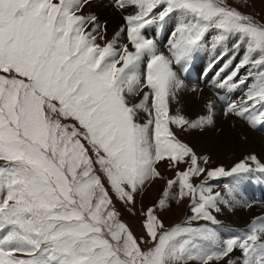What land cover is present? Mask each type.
<instances>
[{
    "label": "snow or ice",
    "instance_id": "6c2138e0",
    "mask_svg": "<svg viewBox=\"0 0 264 264\" xmlns=\"http://www.w3.org/2000/svg\"><path fill=\"white\" fill-rule=\"evenodd\" d=\"M89 2L0 0V264H264V219L222 240L208 226L165 229L150 207L143 226L152 246L142 249L148 241L138 242L119 219L96 168L119 200L134 205L146 184L162 179L159 162L186 164L166 182L158 207L178 184V198L192 199L190 221L215 225L213 211L230 201L193 178L264 174V164L250 155L230 170L201 166L170 125L212 126L213 105L196 120L170 115L169 100L184 87L172 65L190 59L213 29L215 44L243 47L219 87L248 91L225 115L264 125V24L226 0H115L132 14L101 45L104 26L79 14ZM174 14L181 19L165 55L144 30ZM124 31L128 42L118 47Z\"/></svg>",
    "mask_w": 264,
    "mask_h": 264
},
{
    "label": "bare ground",
    "instance_id": "6f19581e",
    "mask_svg": "<svg viewBox=\"0 0 264 264\" xmlns=\"http://www.w3.org/2000/svg\"><path fill=\"white\" fill-rule=\"evenodd\" d=\"M129 12H132V9L129 8L119 11L115 0H90V2L85 5L81 14L86 16L95 15L97 17V20H99V23L104 26L105 30H103V32L106 33L107 37L111 41L116 38L117 32L120 31L119 27H121L124 22V18L122 17L130 14ZM119 14H124V16L121 17ZM180 19L181 17H179L178 14H174L170 19L172 21V24L170 22L168 23V21L166 20L165 24L167 23L172 30L170 31L167 26H164L165 28H163V31L165 33V38L170 39L173 36L172 34L175 31V27L177 26V23ZM151 26L153 27V25ZM116 27L118 30H112V28ZM121 28H123V26ZM150 31L151 28H146L144 30V35L146 38H152L153 35L148 36ZM125 41V36L123 32H121L117 40V46H121ZM208 42V44L203 43L202 45H205V47L207 45L206 51L204 50L202 52L200 50V48L202 47L201 46L199 49H197L196 52L193 53L192 57L188 59L189 61H193V70L196 67L198 73L194 78H192L191 74L189 75V79L191 81H183L184 87L176 93L175 99L169 100V106L175 108L178 105L182 107V110L187 108V112L189 113L188 120L191 121L196 120L201 116L206 117L207 115H209L208 110L205 108H207V105L209 104V102H211L213 104L212 109L214 110V112L212 113L214 124L212 126H207L203 130L187 128L182 129L184 133L183 136L189 142V144H191L193 148L196 147L199 152L201 151L202 153H210L214 158L217 159H223V157L227 153L235 154L238 151L242 153L243 150H245L244 147H246L247 144H250V148H252L254 152L258 153L259 157L261 158L259 160L262 164H264V133H258L254 131L248 125L246 117L237 116L235 113H229L225 115V112L227 111L229 105L223 107V104L219 103H235L237 105H240L241 102L245 99L246 93L248 91L247 87L245 86H240L237 88L219 87L220 81L226 75L230 74L233 68L240 62L241 58L244 55V50H234L232 46H229L228 41L220 44H215V40H211ZM240 51H242L241 57H239ZM217 57L222 58L217 59ZM210 64H212V67L203 74L205 68ZM247 72L248 68H242L240 70V77H245L247 75ZM178 73L177 76L179 75ZM250 82L251 81H249V83ZM194 90H199L200 102L198 100V97L195 96L196 94L192 92ZM253 114L256 115V113ZM145 116L146 115L143 113L140 115V122L144 119ZM217 129L219 135L217 138H214ZM243 134H246L247 136L244 141H242L240 137V135ZM161 182H156L157 188H163L164 182L163 180ZM243 192H247L246 194L251 196V201H244L246 199H249L248 197L243 200V198L241 197L242 195H240L244 194ZM220 193L226 201H230V203H226L225 206L224 204H221L220 208L222 209L227 205L226 210L228 211V214L229 210H233L232 215L226 214L225 219H231L233 217L237 219L236 223L232 224L230 220L227 221L222 219L221 211L217 212V215L215 217L220 222H218V224L221 225H213L212 228L216 232L218 231V235L222 240L235 235H240L241 233L243 234L253 220L264 219V203L256 204L248 187L242 192L239 190L236 191L231 188L227 189L224 187ZM169 201H171V199ZM171 205L172 209L169 210V219H171L170 221L175 220V218L179 216L178 208L173 206V203ZM244 215L248 217V220L242 224ZM238 253L239 251L234 252L232 254V258L237 259L240 256V254L238 255Z\"/></svg>",
    "mask_w": 264,
    "mask_h": 264
},
{
    "label": "rangeland",
    "instance_id": "374dc122",
    "mask_svg": "<svg viewBox=\"0 0 264 264\" xmlns=\"http://www.w3.org/2000/svg\"><path fill=\"white\" fill-rule=\"evenodd\" d=\"M54 2H56V0H54ZM226 2L228 4H230L232 7L236 8L237 10L243 12L244 14L253 16L258 23L264 24V0H226ZM118 10L121 11V9H119V8H118ZM129 13L131 14L132 12H129ZM79 14H81V13H79ZM81 15H83V14H81ZM119 15L121 17L124 16V14H119ZM84 16H86V15H84ZM122 18H124V17H122ZM170 19H171V17L168 18L167 21H168V23L170 22L172 24V21ZM98 22H99V20H98ZM165 22H163V23H159L158 22L156 24H153V27L152 26L151 27L150 26L147 27L148 29L151 28V31H150L148 36L153 35L152 36L153 39L149 38L148 36L147 37H148V39H152V40H154L157 43L158 51H160V52L163 51L165 55H170L169 47H170V42L173 39V36L170 39L165 38L164 37L165 33H164V31H162V37H161V41L160 42H158L156 40L155 36H154V35H156V30L159 27H162V29H163V28H165L164 26H167L170 31L172 30L168 26L167 23L165 24ZM122 26H123V28L127 27L125 20H124ZM121 27H119V29H121ZM115 29H117V27L116 28H112V30H115ZM102 34H103L104 38L102 40H98V42L101 45H103L107 41H110L105 32H103ZM123 34H124L125 39H126V41L123 43V44H125V43L128 42L127 41L126 31H124ZM216 35H217V31L216 30H214V29L210 30L206 34V37H205L203 43L208 44L209 43L208 41L215 40ZM228 43H229V46H232L233 41L229 40ZM158 44L159 45L161 44L160 45L161 47ZM204 47H205V45L200 48V50L202 52L204 50L205 51L207 50V48H206L207 45H206L205 49H204ZM240 49L244 50L243 47H241ZM241 53H242V51H240L239 57H241ZM182 64L183 63H180V64L173 63V65H172L173 70L176 73H178L179 70L182 68L181 67ZM143 67H144V65H143ZM178 68H179V70H178ZM243 69H245V68H243ZM193 73H195V75L198 73L196 67H195L194 71H193V67L191 68V71L187 74L188 76L186 75V77H182V75H185V74H181L179 72L178 73L179 74L178 77L182 81L188 82L190 80L189 79V75L190 74L192 75ZM247 90H248V88H247ZM192 92H194L196 94L195 96L198 97V100L200 102L199 90H197V91L194 90ZM219 103L223 104V107H226L227 105H229V106L231 105L230 103H227V104H224L223 102H219ZM169 108H170V115H176L177 112H178V114L183 115L186 119L189 118V113L187 112V108L182 110V107H180L178 105L175 108H172L170 106H169ZM205 109L208 110V108H205ZM180 111H181V113H180ZM260 111L264 112V109H260ZM213 112H214V110L212 109V113ZM256 114H258V113H256ZM145 120H146V116L141 121V123L145 122ZM247 123L254 131H256L258 133H264L263 131H260L261 127H264V125L257 124L256 126H251V124L249 123L248 119H247ZM170 127H171V129H172V131L175 134L177 139H179L183 143L188 144L191 148H193V146L191 144H189V142L183 136L184 133H183L181 128H179V127H177L175 125H170ZM217 131H218V129L216 130V132ZM216 132H215V137L214 138H217L218 135H219L218 132H217V134H216ZM240 137H241V140L244 141L247 136H246V134L245 135L243 134V135H240ZM84 143H85V146L87 147V143L86 142H84ZM250 147H251V145L247 144L246 147H244L245 150H243V152H242L243 154L240 153L239 151L236 152L235 154L234 153H227L223 157V159L214 158L210 153L208 154V153H202L201 151L199 152V150L196 147H194L193 150L196 152L198 157L201 158L200 159V164H201L202 167H204L206 169H209V170L214 169V168H218V167H223L226 170H230L236 163H239V162L245 160V158L250 156V155H255L258 160L261 159L259 157L258 153L254 152L252 150V148H250ZM90 155H91V152H90ZM205 156L208 157V163L207 164H205L203 162V157H205ZM247 162L249 164H252V167L255 168V164H253L251 161H247ZM186 167H188V165H186V164H180V165L175 166V167L171 166L167 159L164 160V161L159 162L157 164V168H158L159 172L161 173L162 179H157V180L153 181L152 183L146 184L144 189L142 191H140L138 194H136V196H135V204L134 205H128V204H125L123 201L119 200L116 197L115 193L111 192L110 186L107 184L106 178H104L103 174L99 172V170H98L99 166L98 165L96 166L97 174L101 175L102 180H104L105 186L109 187L110 195L112 196V199H113V205H114L116 211L119 213V219L122 222H124L129 227V229L132 231L134 236L137 238L138 242L141 239H143L145 241H148V243H142L141 244V248L142 249L147 250L149 247L152 246L151 241L149 240V237L147 236L146 230H145V228L143 226L144 225V221H145V216H144L143 213L150 207H153V208L156 209V214L159 217V219L164 223L165 229H171L172 227L177 226V225L192 226V227H199V226H208V227H211V228L213 227V224H211V222H208V221H203V220H192V221H190V218L194 215V213L191 211L192 199L190 197H185L183 199H179L178 198V192H179V185L178 184L174 185L173 189L171 190L172 195H170V197L168 198V200H167L168 203L166 204V206L163 209H160L158 207V202L162 198V193H163V190L166 187V182L168 180H170V179L171 180L178 179L177 173L179 171H184L186 169ZM248 179H250V180L248 181ZM263 179H264V175H262L259 172H253V173H250V174H245V175L240 176V177H236V176H233V177H219V178H214V179L213 178H208L206 176V174H202L199 177H194L192 182L194 184H196V185L203 184L205 186L211 187L213 189L214 193L215 192H221V190L224 187L227 188V189L231 188L233 190H236V191L239 190V191L242 192L245 189H247V187L250 189V191H252L254 189H258L259 190L260 187H261V182H262ZM162 180L164 182L163 188L162 189H160L161 187L157 188L156 187V182L157 181L161 182ZM148 193H149V195H148ZM243 193L244 194H240V195H242L241 197L243 198V200L246 197H248L249 199H246L244 201H251L250 200L251 196L246 194L247 192H243ZM170 199H171V201H169ZM172 203H173V206L178 208L179 216H177V218H175V220L170 221L171 219H169L170 218L169 210L172 209V205H171ZM225 204H224V206H225ZM256 204H261V201L257 202ZM244 207H243V210H244ZM226 209H227V205H226V207H223L221 209V217H222V219L227 220V221L230 220L232 222V224H235L236 221H237V219L235 217L231 218L232 220L229 219V218L225 219L226 214H228V211ZM232 212H233V210H229V214L230 215H232ZM213 215L216 216L217 212L213 211ZM242 220H243L242 221V224H243L244 222H246L248 220V217L246 215H244ZM218 222L219 221L217 220V223L215 225H221V224H218ZM217 233H218V231H217ZM241 235H242V233H241ZM226 237H228V236H226ZM239 254H240V252L238 253V255Z\"/></svg>",
    "mask_w": 264,
    "mask_h": 264
}]
</instances>
